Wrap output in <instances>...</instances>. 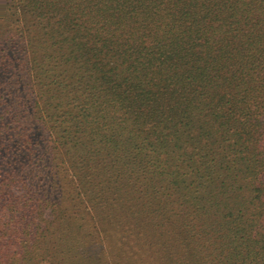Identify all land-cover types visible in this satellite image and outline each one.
Wrapping results in <instances>:
<instances>
[{"label":"trees","instance_id":"1","mask_svg":"<svg viewBox=\"0 0 264 264\" xmlns=\"http://www.w3.org/2000/svg\"><path fill=\"white\" fill-rule=\"evenodd\" d=\"M0 264H264V0H0Z\"/></svg>","mask_w":264,"mask_h":264},{"label":"rangeland","instance_id":"2","mask_svg":"<svg viewBox=\"0 0 264 264\" xmlns=\"http://www.w3.org/2000/svg\"><path fill=\"white\" fill-rule=\"evenodd\" d=\"M2 213H4V212H2Z\"/></svg>","mask_w":264,"mask_h":264}]
</instances>
